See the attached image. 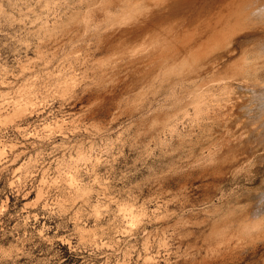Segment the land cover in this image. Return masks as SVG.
Instances as JSON below:
<instances>
[{
  "label": "rangeland",
  "instance_id": "rangeland-1",
  "mask_svg": "<svg viewBox=\"0 0 264 264\" xmlns=\"http://www.w3.org/2000/svg\"><path fill=\"white\" fill-rule=\"evenodd\" d=\"M104 1L0 0V264H264V27Z\"/></svg>",
  "mask_w": 264,
  "mask_h": 264
},
{
  "label": "bare ground",
  "instance_id": "bare-ground-1",
  "mask_svg": "<svg viewBox=\"0 0 264 264\" xmlns=\"http://www.w3.org/2000/svg\"><path fill=\"white\" fill-rule=\"evenodd\" d=\"M105 1H107V0H105ZM104 1V2H105ZM117 1V0H116ZM144 1H146V0H144ZM155 1H157V0H153V2H154V4H155ZM178 2H179V0H177ZM187 1L188 0H183L182 1V3H181V6L183 5V7H180L179 5V8H183V9H185V7H186V5H185V3H187ZM195 1H197V0H195ZM194 1V3H191V2H193V0H189V2H188V4L189 3H191L190 4V7H193V12H191V8H189V12L190 13H188L187 11H186V9H185V11L187 12V14H185V15H187V16H184L183 17V19L181 20V21H179V23H177L176 22V24H178V25H176V26H174L173 24V26L172 27H174V29L171 27H169L168 28V26H166L167 28L164 30V27H159V28H163V30H160L159 32H157L158 33V35H159V33H160V35L162 34L163 36H160L159 38L160 39H162V40H160V39H158V35H157V37H155L154 35V38H155V47L157 48V49H155V50H157V51H160V49H161V53H162V51L164 50V48H166V46H171V47H173V45H172V42L173 43H176V42H174L175 40H177V39H175L176 37L177 38H179V39H181L182 40V42L185 40V39H187L188 38V36L191 34L192 35V33H187L188 31H190L191 30V28H192V23L194 24L195 22H197V23H199L198 24V26L196 25L195 26V24H194V28H192V29H195V28H198L200 25H202V26H200L199 28L200 29H202L201 27H203L204 29H205V26H207V20H209L210 18H212L211 20H212V25H214V27L213 28H211V31H213V29L215 30V24H217V23H215V22H218V24H220L221 26H216V27H220V29H221V27L223 26L224 27V25L225 26H227L228 24L230 25V22L232 23H234V21H235V24H237V23H241V25L242 24H245V26H247L248 24H250V25H259L258 27H260V26H262V28L264 27V0H203V1H201V0H199V1H201V3H197V2H195ZM168 2V0L166 1V3ZM173 2V1H172ZM175 2H176V0H175ZM171 3V2H170ZM131 4V3H130ZM128 2L126 3V6H128V5H130ZM168 4V3H167ZM177 4V3H176ZM96 5V4H95ZM121 5H123V4H121ZM159 5H160V3H159ZM159 5H158V7H159ZM170 5H172V4H170ZM175 5V4H174ZM208 5V6H207ZM111 6V5H110ZM109 6V7H110ZM157 6V5H156ZM168 6V5H167ZM188 6V5H187ZM112 7V6H111ZM125 7V6H124ZM172 7H173V5H172ZM114 8V7H113ZM116 8V7H115ZM129 8V7H128ZM152 8V7H151ZM164 8V7H163ZM170 8V7H169ZM178 8V7H177ZM112 9V8H111ZM122 9H124V8H122ZM168 9V8H167ZM171 9V8H170ZM157 10H158V8H157ZM169 10V9H168ZM168 10H165V11H167L166 13H169L170 11H168ZM208 10H211L213 13H211V11H208ZM116 11V10H115ZM147 11V10H146ZM164 11V10H163ZM26 12V11H25ZM93 12H95V10L93 11ZM105 12V11H104ZM113 12V11H112ZM118 12H119V10H118ZM126 12V11H125ZM158 12V11H157ZM185 12V13H186ZM103 13V12H102ZM142 13V12H141ZM165 13V12H164ZM164 13H161V14H164ZM165 13V14H166ZM111 14V13H110ZM153 14V13H152ZM156 14V13H155ZM170 14V13H169ZM173 14V13H172ZM106 15V14H105ZM109 15V14H108ZM112 15V14H111ZM114 15V14H113ZM139 15H141L142 16V14H139ZM145 15V14H144ZM157 15V14H156ZM168 15V14H167ZM99 17V16H98ZM143 17V16H142ZM157 17V16H156ZM155 17V18H156ZM162 18H164L165 16L164 15H162L161 16ZM160 17V18H161ZM172 17V16H171ZM216 18L215 19V22H214V18ZM90 19V18H89ZM158 19V18H157ZM166 19V18H165ZM180 19V18H179ZM150 20H152L153 21V19H149V22L151 23L152 21H150ZM173 20V19H172ZM175 20V19H174ZM210 20V21H211ZM157 21H159V20H157ZM146 22V21H145ZM237 22V23H236ZM148 23V22H147ZM162 23V22H161ZM173 23V22H172ZM181 23V24H180ZM196 23V24H197ZM210 23V22H209ZM152 24V23H151ZM151 24H149L150 26H151ZM163 24H165V22L163 23ZM162 24V25H163ZM167 24V23H166ZM206 24V25H205ZM234 24V25H235ZM94 25V24H93ZM97 25V24H96ZM148 25V24H147ZM148 25V26H149ZM209 25V24H208ZM211 25V26H212ZM238 25V24H237ZM184 26V27H183ZM210 26V25H209ZM209 26H207V28L209 27ZM73 27V26H72ZM154 27V26H153ZM181 27H183V29H181ZM234 27V26H233ZM243 27V26H242ZM248 27V26H247ZM252 27V26H251ZM254 27V26H253ZM229 28H230V26H229ZM228 28V29H229ZM235 28V27H234ZM257 28V27H256ZM200 29H199V32H200ZM223 29V28H222ZM236 29V28H235ZM239 29V28H238ZM250 29V28H249ZM252 29V28H251ZM69 30V29H68ZM206 30V29H205ZM208 30L210 31V28H208ZM219 30V29H218ZM256 30V29H255ZM258 30V29H257ZM261 30H264V29H261ZM153 31V30H152ZM193 31V30H192ZM202 32H203V29L201 30ZM208 31V32H209ZM216 31H217V29L215 30V33L213 34L214 35V37H216ZM228 30H226V32H227ZM232 31V30H231ZM248 31V30H247ZM249 31H251V30H249ZM248 31V32H249ZM151 32V31H150ZM156 32V31H155ZM155 32H154V34H155ZM187 33V34H185L184 35V33ZM191 32V31H190ZM214 32V31H213ZM218 32V31H217ZM224 32H225V30H224ZM252 32H254V31H252ZM257 33H259V39H251L250 41H251V43H252V40H254L253 41V46H252V48L251 49H253L252 50V52L250 53L251 54V58L252 57H254V59L255 58H258V57H260V56H262L263 57V55H264V31H262L263 32V34L261 35V33L262 32H258V31H256ZM256 32H254V33H256ZM84 33V32H83ZM156 33V34H157ZM198 33V32H197ZM201 33V32H200ZM199 33V35H201L202 36V33L200 34ZM207 33V32H206ZM153 34V33H152ZM151 34V35H152ZM204 34V33H203ZM222 34V33H221ZM232 34V33H231ZM150 35V36H151ZM194 35H195V33H194ZM198 35V34H197ZM196 35V36H197ZM207 35H209V36H211V32H210V34H207ZM212 35V36H213ZM219 35V34H218ZM217 35V36H218ZM211 36V37H212ZM245 36V35H244ZM195 37V36H194ZM193 36H192V39L194 38ZM200 37V36H199ZM204 37V36H203ZM206 37V36H205ZM208 37V36H207ZM214 37H212V39L214 40ZM254 37V36H253ZM252 37V38H253ZM151 38H152V36H151ZM210 38V37H209ZM209 38H207V39H209ZM248 38V37H247ZM190 39V38H189ZM191 39V40H192ZM196 39V38H195ZM203 40V43L202 44H204V38H202ZM150 40V39H149ZM154 40V39H153ZM166 40V41H165ZM194 40V39H193ZM193 40L191 41V43H194L193 42ZM206 40V39H205ZM212 40V41H213ZM217 40V39H216ZM242 40V39H241ZM151 41V40H150ZM180 41V40H179ZM187 41V40H186ZM190 41V40H189ZM189 41H187V43L189 42ZM196 43L195 44H201V40H199L200 41V43H198L199 41H198V39H197V41L196 40H194ZM206 41H208V40H206ZM209 41H211L210 39H209ZM248 41V40H247ZM256 41V42H255ZM178 42V41H177ZM182 42L180 41L179 42V44H182ZM242 42V41H241ZM255 42V43H254ZM186 43V45L188 46V47H190V43H188L187 44ZM185 43L183 42V45H184ZM209 44H211V43H209ZM215 44V43H214ZM166 45V46H165ZM176 45L178 46V44L176 43ZM193 45V44H192ZM207 45V44H206ZM163 46H164V48H163ZM175 46V45H174ZM177 46H175V47H177ZM181 46V45H180ZM194 46V45H193ZM251 46V45H250ZM184 47H185V45H184ZM183 46H182V49L184 48ZM188 47H185L183 50L181 49V47L180 48H178V52L179 53H173V54H171V52L173 51L170 47H169V50L171 51L170 52V58L169 57H167L168 58V60L170 59V61H173V62H168L167 63V65L166 66H164V64H161V65H158V64H160V62H162L161 61V59L160 58H158V59H160V61H158L157 62V65L160 67L161 66V70L160 71H162V72H166L167 74H176V73H179L180 71H183V69L185 70V65L187 64V63H189V62H186V64H184V65H181V63L183 64V61L182 60H190V62H192V60H193V57L197 54V52H194V49L192 50V48L190 49V48H188ZM196 47V45L193 47V48H195ZM200 47V46H199ZM143 48V47H142ZM163 48V49H162ZM197 48V47H196ZM249 48V47H248ZM177 49V48H176ZM175 49V50H176ZM180 49V50H179ZM212 49V48H211ZM244 49V48H243ZM184 50L186 51V52H184ZM233 50V49H232ZM239 50V49H238ZM237 50V51H238ZM249 50V49H248ZM177 51V50H176ZM202 51V50H201ZM200 51V52H201ZM209 51V50H208ZM143 52V51H142ZM156 52V51H155ZM184 52V53H183ZM194 52V53H193ZM228 52V51H227ZM157 53V52H156ZM165 53V52H164ZM163 53V54H164ZM168 53H169V51H168ZM192 53L194 54V56L192 55ZM196 53V54H195ZM242 53V52H241ZM136 54V53H135ZM165 54H167V53H165ZM220 54V53H219ZM244 54V55H243ZM242 54V57L244 58L245 57V53H243ZM171 55H174V56H171ZM218 55V54H217ZM228 55V54H227ZM249 55V54H248ZM247 55V56H248ZM68 56V55H67ZM230 56V55H229ZM149 57V56H148ZM159 57V56H158ZM165 57V56H164ZM165 57V58H166ZM201 57V56H200ZM207 57V56H206ZM241 57V58H242ZM187 58V59H186ZM195 58V57H194ZM225 58V57H224ZM245 58H247L248 59V57H245ZM245 58H244V60H245ZM249 58H250V55H249ZM157 59V60H158ZM219 59V58H218ZM246 59V60H247ZM253 59V58H252ZM261 59V57L259 58V60ZM156 60V61H157ZM178 60V63L177 62H175V61H177ZM241 60V59H240ZM244 60L242 59V63L241 64H243L244 65V63H246V60H245V62H244ZM182 61V62H181ZM223 61V60H222ZM262 61V60H261ZM177 63V65L175 64V63ZM204 63V62H203ZM239 63V64H240ZM175 64V65H174ZM189 64H191V63H189ZM195 64V63H194ZM233 64V63H232ZM264 64V63H263ZM153 65V64H152ZM181 65V66H180ZM243 65H242V69L243 70H245V68H247V67H243ZM188 66V65H187ZM191 66V65H190ZM189 66V67H190ZM196 66V65H195ZM194 66V67H195ZM159 67H157L156 69H158ZM167 67V68H166ZM197 67V66H196ZM199 67H201V66H199ZM211 67V66H210ZM192 68V67H191ZM202 68V67H201ZM201 68H200V70H201ZM206 68V67H205ZM258 68V67H257ZM150 69V68H149ZM187 69V68H186ZM197 69H198V67H197ZM209 69V68H208ZM211 69V68H210ZM164 70V71H163ZM196 70V69H195ZM249 70V69H248ZM186 71V70H185ZM187 71H189V70H187ZM191 71V70H190ZM190 71H189V73H190ZM205 71V70H204ZM206 71H208V70H206ZM216 71V70H215ZM214 71V72H215ZM231 71V70H230ZM152 72V71H151ZM195 72H197V71H195ZM210 72V71H209ZM211 72L212 73H214L212 70H211ZM203 73V72H202ZM206 73H208V72H206ZM205 72H204V74H206ZM211 73V74H212ZM183 74V73H182ZM210 74V73H209ZM208 74V75H209ZM218 74V73H217ZM179 75H180V73H179ZM192 75V74H191ZM207 75V74H206ZM208 75H207V79H205L204 81H206V80H208ZM255 75V74H254ZM186 76H188V75H186ZM193 76V75H192ZM210 76V75H209ZM214 76V75H213ZM178 77V76H177ZM181 77V76H180ZM191 77V76H190ZM198 77V76H197ZM241 77V76H240ZM242 77H244L243 75H242ZM187 78V77H186ZM210 78V77H209ZM213 78V77H212ZM31 79V78H30ZM175 79V78H174ZM184 79V78H183ZM204 79V78H203ZM202 79V80H203ZM219 79V78H218ZM210 80V79H209ZM216 80V79H215ZM214 80V81H215ZM26 81V80H25ZM176 81V80H175ZM181 81H182V79H181ZM219 81H220V79H219ZM227 81V80H226ZM8 82V81H7ZM174 82V81H173ZM209 82V81H208ZM163 83V82H162ZM169 83V82H168ZM198 83V82H197ZM201 83V82H200ZM204 83V82H203ZM30 84V83H29ZM209 84V83H208ZM207 84V85H208ZM163 85V84H162ZM198 85H199V83H198ZM200 85H202V84H200ZM65 86V85H64ZM20 87V86H19ZM205 87V86H204ZM171 88V87H170ZM181 88V87H180ZM195 88H196V86H195ZM199 88V87H198ZM259 88V87H258ZM167 90H168V88H167ZM181 90V89H180ZM196 90H197V88H196ZM6 91V90H5ZM183 91V90H182ZM187 91V90H186ZM192 91V90H191ZM201 91V90H200ZM181 92V91H180ZM2 93V92H1ZM4 93V92H3ZM184 92H182V94H183ZM186 93V92H185ZM190 93V92H189ZM200 93V92H199ZM202 93V92H201ZM22 94V93H21ZM35 94V93H34ZM192 94H194L193 93V91H192ZM4 95V94H3ZM191 95V94H190ZM194 95H196V93L194 94ZM4 96H6V95H4ZM3 96V97H4ZM27 96V95H26ZM184 96V95H183ZM1 97V96H0ZM21 97V96H20ZM182 97V96H181ZM30 98V97H29ZM187 98V97H186ZM10 99V98H9ZM9 99H8V101H9ZM179 99V98H178ZM23 100V99H22ZM182 100V99H181ZM13 101V100H12ZM11 101V102H12ZM10 102V103H11ZM30 102V101H29ZM28 102V103H29ZM207 102V101H206ZM8 103V102H7ZM14 103H17L18 104V102H14ZM14 103H13V105H14ZM26 103V105H27V101L25 102ZM3 104V103H2ZM26 105L24 106V104H23V106L24 107H26ZM194 106V105H193ZM19 107V106H18ZM6 108V107H5ZM4 108V109H5ZM19 109V108H18ZM241 110V109H240ZM16 111V110H15ZM194 111V110H193ZM204 111V110H203ZM17 112V111H16ZM22 112V111H21ZM18 113V112H17ZM18 114H20V110H19V113ZM114 115V114H113ZM4 117H5V114L3 115ZM9 116H11V115H9ZM17 117V116H16ZM2 119V118H1ZM5 119V118H4ZM6 121V120H5ZM64 122V121H63ZM1 124H2V121H1ZM3 124H4V122H3ZM46 125V124H45ZM52 126V125H51ZM60 126V125H59ZM17 127V126H16ZM46 127V126H45ZM55 128V127H54ZM79 130V129H78ZM147 135H148V133H147ZM21 143V142H20ZM7 144V143H6ZM66 145V144H65ZM13 146V145H12ZM3 158V157H2ZM75 172V171H74ZM43 175V174H42ZM54 176H55V174H54ZM56 180V179H55ZM63 180V179H62ZM96 181V180H95ZM58 183V182H57ZM97 183V182H96ZM73 185V184H72ZM262 187V186H261ZM41 190V189H40ZM39 190V191H40ZM41 194V193H40ZM160 194V193H159ZM37 195H38V193H37ZM44 195V194H43ZM263 195V194H262ZM39 196V195H38ZM98 196V195H97ZM36 199H38V198H36ZM263 201V200H262ZM90 203V202H89ZM141 206V205H140ZM125 208V207H124ZM121 210H122V208H121ZM119 212H120V209L118 210ZM236 211V210H235ZM257 211H259V210H257ZM121 212H123V211H121ZM127 214V217L130 215V212H128V213H126ZM126 214H124V216H126ZM255 214V213H254ZM253 214V216H255ZM257 214V213H256ZM264 214V213H263ZM127 217L125 218V219H127ZM130 217V216H129ZM233 218V217H232ZM242 219V218H241ZM244 219V218H243ZM247 219V218H246ZM257 219V218H256ZM252 220H253V218H252ZM258 220V219H257ZM130 221H131V219H130ZM249 221V220H248ZM241 222V221H240ZM247 222V221H246ZM245 222V223H246ZM252 222V221H251ZM130 222H128V224H129ZM249 223V222H248ZM253 223V222H252ZM255 223V222H254ZM262 223V222H261ZM236 224H239V223H237L236 222ZM260 224V223H259ZM231 225V224H230ZM243 225V224H242ZM131 226V225H130ZM247 226H249V225H247ZM232 227V226H231ZM131 228V227H130ZM129 228V229H130ZM236 228V227H235ZM254 229V228H253ZM264 229V228H263ZM127 230H128V228H127ZM235 230V229H234ZM242 230H243V228H242ZM244 230H245V228H244ZM252 230V229H251ZM257 230V229H256ZM203 232V231H202ZM242 233V232H241ZM246 233H247V230H246ZM124 234V233H123ZM244 235V234H243ZM209 236V235H208ZM236 241V240H235ZM148 243V242H147ZM5 253V252H4Z\"/></svg>",
  "mask_w": 264,
  "mask_h": 264
}]
</instances>
